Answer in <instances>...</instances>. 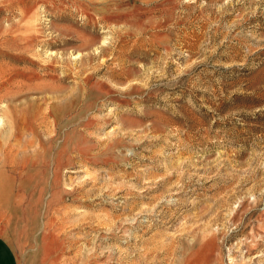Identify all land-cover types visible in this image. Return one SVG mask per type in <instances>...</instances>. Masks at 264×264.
I'll list each match as a JSON object with an SVG mask.
<instances>
[{"label":"rangeland","instance_id":"1","mask_svg":"<svg viewBox=\"0 0 264 264\" xmlns=\"http://www.w3.org/2000/svg\"><path fill=\"white\" fill-rule=\"evenodd\" d=\"M0 235L18 264H264V0H0Z\"/></svg>","mask_w":264,"mask_h":264},{"label":"crops","instance_id":"2","mask_svg":"<svg viewBox=\"0 0 264 264\" xmlns=\"http://www.w3.org/2000/svg\"><path fill=\"white\" fill-rule=\"evenodd\" d=\"M0 264H18L14 251L0 235Z\"/></svg>","mask_w":264,"mask_h":264}]
</instances>
